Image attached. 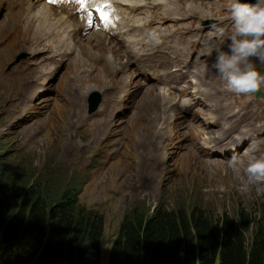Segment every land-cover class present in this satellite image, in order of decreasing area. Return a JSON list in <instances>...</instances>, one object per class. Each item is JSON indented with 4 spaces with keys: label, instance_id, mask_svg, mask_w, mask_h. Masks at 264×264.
<instances>
[{
    "label": "rangeland",
    "instance_id": "374dc122",
    "mask_svg": "<svg viewBox=\"0 0 264 264\" xmlns=\"http://www.w3.org/2000/svg\"><path fill=\"white\" fill-rule=\"evenodd\" d=\"M156 2L149 0L152 5ZM219 4L223 9L225 1L220 0ZM67 5L73 4L68 1ZM42 6L43 4H39L35 10L41 11ZM175 6L183 12L189 11L192 8V0H165L162 5L154 6L156 9L153 16L161 15L167 7ZM58 7L60 10L53 7L55 10L50 11V16L55 21L59 34L65 39L61 47L39 40L33 44L32 38L27 37L17 41L7 34L1 41L0 157L7 164L23 167L29 174L43 166L55 164L61 168L60 174H68L78 179L80 177L83 180L79 194L80 202L97 210L103 216L100 264H107L109 248L118 224L125 209L134 203L152 209L163 199H173L175 196L173 193L184 194L187 188H191L194 201L202 203L216 215L225 211L237 213L240 208L248 214L258 211L264 200V182L249 184L245 174L251 140L245 138L240 142L239 139L226 144L222 139L217 142L213 139V134L204 132L218 131V128L205 124V121L211 118L199 104L200 92L208 83H225L219 78L216 70L211 68L212 63L209 61L212 59L205 58V53L194 55L180 53L171 55L170 62L165 64L160 62L155 52L159 46L155 45L150 49L153 53L150 59L159 62L166 71L155 78L153 83L152 74L148 73L151 79L149 82L145 81L139 76L140 71L133 72L130 60L123 55L121 48L125 44L121 38L116 37L112 40L106 36V41L109 40L110 45L115 44L116 47L96 45L93 53L83 51L74 40L73 43L69 34L71 31L79 30L80 23L75 18L67 16L66 6ZM5 15L6 7L0 6V37L4 34L5 25L1 26V20ZM26 18L22 16V19ZM206 20L209 19L204 21ZM189 21L191 22L192 18H189ZM199 22L196 24L198 27ZM210 26L204 29L208 30ZM232 31L233 29L222 37V42ZM91 33L85 34L86 36L80 35L82 41L85 42L88 38L92 40L93 45L95 42L101 44L104 37L98 35L95 37V34ZM147 42L146 37L139 42L142 47L140 54L145 57ZM4 45L7 47H2ZM56 47H59L57 50L60 52L65 51L56 54L57 57H63L67 53L65 62L52 63L54 67H43L41 70L27 66L25 68L27 70L14 69L5 72L12 67V62L21 53L29 56V63L38 62L39 58L32 56V51L38 53L43 52L40 50ZM111 52L120 55L115 58L116 68L107 75L106 72L109 70L107 57ZM72 55L75 57L69 60ZM94 59H100L102 62H93ZM125 60L130 62L126 66ZM254 63L264 75V63L258 60H254ZM182 72L187 73L191 82L195 84L196 99L190 108L193 110L194 107H198L199 110L191 113L190 109L191 114L178 111L177 106L184 101L180 100L176 93H174L176 111L169 108L170 102L165 99V96L170 97L169 86H174L182 78ZM34 80L37 85L42 82V86L35 96L37 88H33L29 97L32 98L30 103L34 105L32 108L27 104L30 99L21 104L17 98L20 93L29 96L30 90L27 87ZM123 83L128 84L123 86ZM156 83H162L166 87L162 84L156 87ZM65 84L71 87L66 88ZM154 87L166 90L168 95L165 92L163 96L161 91L163 95L160 94L158 99V95L151 92V88ZM63 89L70 93L66 105ZM107 89L111 90L115 101L124 95L127 96L125 101L115 105L107 102ZM95 92L97 94H94ZM98 98L102 103L107 102V107L113 106L115 119L111 118L114 124L111 127L103 123L104 127L100 126L102 121L98 120V117L103 113L88 114L86 111L83 113V105L86 106L87 100L95 103ZM230 98L236 100L237 104H242L244 99L245 103L256 102L257 106L250 103L255 107L253 113L256 116L255 125L252 127L253 131H245V137L258 135L254 139L261 141L258 145L259 151L256 153L259 155L260 152H264V117H259L256 110L264 115V85H261L258 92L233 93L230 94ZM180 114L184 115L185 121L183 117L178 116ZM206 115H209L208 119ZM237 118L248 120L244 115H237ZM197 131L200 132L199 135ZM202 141L208 143L211 149L221 150L222 156L203 149L200 145ZM234 145L238 149L232 152L229 147ZM233 154L239 159L234 167H229L228 161ZM151 162L153 167L147 169L146 166Z\"/></svg>",
    "mask_w": 264,
    "mask_h": 264
},
{
    "label": "trees",
    "instance_id": "16d2710c",
    "mask_svg": "<svg viewBox=\"0 0 264 264\" xmlns=\"http://www.w3.org/2000/svg\"><path fill=\"white\" fill-rule=\"evenodd\" d=\"M60 171L29 174L0 157V264H100L103 216L80 202L83 180ZM173 194L125 209L107 264H264V200L216 215L191 188Z\"/></svg>",
    "mask_w": 264,
    "mask_h": 264
},
{
    "label": "bare ground",
    "instance_id": "6f19581e",
    "mask_svg": "<svg viewBox=\"0 0 264 264\" xmlns=\"http://www.w3.org/2000/svg\"><path fill=\"white\" fill-rule=\"evenodd\" d=\"M68 1L70 4H73L71 6L75 5L76 0ZM155 1L157 2L154 3V5L150 4L149 0H129L126 3L117 1L118 3L124 5V7L120 9L122 18L118 21L116 31L112 36H109L105 34L106 29L103 30L94 28L92 33L90 31L91 34H95V37H97V35L104 37V40L101 42V44L95 42L94 45L91 42L92 40H88V38H86L87 40H85L84 42L80 37V35H85L80 32L83 20L81 18L74 17L72 12L67 11L68 17L75 18L80 23V29L71 31V33L69 34L72 39L71 41L73 42L74 40V42H76V44H79L80 48H82L83 51L85 50L86 53H93V48L96 45L101 47H104L105 45H108V47H116L115 44L110 45L111 42L109 40L106 41V36L111 38L112 40L116 37L121 38L122 42L125 44L121 48L123 55L130 60L131 66L134 70L133 72L140 71L141 74L139 76H141V78H143L145 81H148V78L146 76L147 71H152L154 73V79L161 76L163 72L166 71V69L159 62H157L155 59H150L153 55L150 49L155 45L159 46L155 50V52H157L160 62L165 64L170 62L171 55L180 53H183V55L205 53L206 55L204 57L212 59V61H209V63H212L214 60V55L213 57H210L207 54V50L204 47V42H222V37L226 36L228 32L233 29V21H230L229 17L226 16V12L229 8L223 4V9H221L219 4L220 0H192V8L189 11L183 12L177 6L170 8L167 7L164 10V13H162L161 15L153 16L156 9L154 6L158 4L162 5L165 2V0ZM39 4H42L39 2V0H33V2H29V0H0V6L6 7V15L1 20V26L4 24L5 28L3 32L4 34L0 37V45L6 34L8 36H11L13 40L16 39L17 41L19 39L27 37L30 39L32 38L31 41L33 42V44H35L37 40H39L40 42H46L47 44L54 43L55 45L60 47L64 45L65 39H63L62 35L59 34L58 29L55 27V21H53L50 16V11L55 9L51 4H43V6L41 7V11H37L35 9L38 8ZM63 7L65 8V5H63ZM22 16H26L27 18L22 19ZM189 18H192L191 22L189 21ZM40 19H42V22H40ZM204 19H210L211 21L208 24L201 25L199 20L202 21ZM63 20L66 21L65 18H63ZM198 22L200 27L196 25L198 24ZM9 23L10 25H8ZM214 24L224 28L225 31L223 36H218L212 30V26ZM208 25L211 26L208 28V30H205L204 28ZM165 31H167L166 34ZM149 33L151 34V36H149ZM145 37L148 40V42L146 43L147 51L144 52L147 57L140 54V52L142 51V47L140 46L139 42H142ZM134 42H136V44ZM2 47L6 48L7 45H4ZM57 48L59 47L49 50H40L43 52L38 53H35V50L32 51L31 55L35 58L38 57L39 61L29 63L28 66H32L33 68L36 67V70H41L43 69V67H54L52 63L58 64V62L60 61L65 62L67 53L66 55H63V57H57L56 54L65 53V51H58ZM118 55L120 54H114L111 52L107 57V66L109 67V70L106 72L107 75H110L112 69L116 68L114 67V65H116V63L114 64V62L115 58ZM74 57L75 56L72 55L69 60ZM172 61L173 60H171V62ZM130 62L125 60L124 65L126 66ZM93 75L94 74L92 73L91 76ZM181 76L182 78L178 82H176L174 86H169V89L172 90L169 94L170 97L165 96L164 93L167 92L166 90L157 89L155 87L151 88V92H154L156 95H158V99L160 97V94H162L163 92L164 95H162L165 96L166 101L170 102L169 104L175 101L176 96H174V93H176L178 95V98L184 101L183 104L177 106L178 110H190V107L193 106V103L196 99L195 84L191 82L187 73L182 72ZM200 83L202 82L200 81ZM127 84L128 83H123L122 85L127 86ZM39 86L40 84L37 85V82L34 80V82L31 83L29 87H27L30 90L29 96L26 97L23 96L22 93H20L17 98L18 102H20L21 104L26 103L30 99L29 97L33 92V88H37ZM65 87L69 88L71 86L66 85ZM147 90L148 89H146V91ZM233 93L234 92L230 91L227 88L226 83L218 82L208 83L200 92L199 104L204 108V111L209 114L211 118L209 121H205V124L207 126H215L218 128V131L204 132L205 134H213V139H216L217 142H220V139H222V141L228 144L236 142L239 139L240 140L238 142H240L241 140L243 141V139L245 138L246 140H252L258 136L257 134H252L245 137V131H253L252 127L255 125L254 118L256 116L253 114L255 112V107L250 103L256 104V102L250 101L245 103L244 99L242 104H237L236 100H232L230 98V94ZM110 98L112 102L115 101L113 93L110 94ZM234 105H236V107ZM72 106L70 108L71 110ZM104 109L106 110L105 116L98 119L102 121L100 126L104 127L102 125L103 123L104 125L111 127L114 125L112 123V119L110 118L111 109L110 107L106 106L104 107ZM256 111L259 117H264V115L259 114L258 109ZM237 115H244L248 117V120L237 118ZM208 118L209 117H207V119ZM197 132V134L199 135L200 132Z\"/></svg>",
    "mask_w": 264,
    "mask_h": 264
},
{
    "label": "clouds",
    "instance_id": "9594fccd",
    "mask_svg": "<svg viewBox=\"0 0 264 264\" xmlns=\"http://www.w3.org/2000/svg\"><path fill=\"white\" fill-rule=\"evenodd\" d=\"M233 31L224 42H204L207 54L214 60L211 68L227 88L236 94L258 92L264 85V75L257 69L254 60L264 63V0L248 3L233 0L230 5ZM212 30L224 35V28L213 25ZM225 44L227 50H225ZM261 141H250V152L245 168L249 184L264 182V152L259 151ZM239 157L229 159V167H234Z\"/></svg>",
    "mask_w": 264,
    "mask_h": 264
},
{
    "label": "water",
    "instance_id": "95a60500",
    "mask_svg": "<svg viewBox=\"0 0 264 264\" xmlns=\"http://www.w3.org/2000/svg\"><path fill=\"white\" fill-rule=\"evenodd\" d=\"M245 2L253 3L254 0H251V1H249V0H245ZM24 56H25L24 54H19V55L16 57L15 60H18V59H20V58H23ZM94 94H96V93H94ZM95 103H96V102H95ZM94 109H95V106L91 109V111H93Z\"/></svg>",
    "mask_w": 264,
    "mask_h": 264
},
{
    "label": "snow or ice",
    "instance_id": "6c2138e0",
    "mask_svg": "<svg viewBox=\"0 0 264 264\" xmlns=\"http://www.w3.org/2000/svg\"><path fill=\"white\" fill-rule=\"evenodd\" d=\"M78 2L83 5L84 4V0H78Z\"/></svg>",
    "mask_w": 264,
    "mask_h": 264
}]
</instances>
